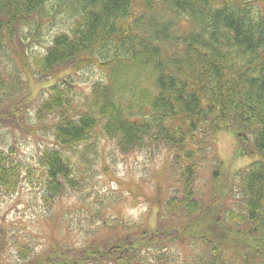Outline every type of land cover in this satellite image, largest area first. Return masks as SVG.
I'll use <instances>...</instances> for the list:
<instances>
[{
  "label": "trees",
  "instance_id": "obj_1",
  "mask_svg": "<svg viewBox=\"0 0 264 264\" xmlns=\"http://www.w3.org/2000/svg\"><path fill=\"white\" fill-rule=\"evenodd\" d=\"M12 42L21 68L6 72L13 85L63 77L29 116L31 127H50L34 167L43 179L34 184L16 144L0 142V196L15 195L26 174L40 189L41 217L53 221L52 207L74 199L73 213L86 216L75 239L66 229L65 241L41 250L19 244L11 264L264 260V0H0V55ZM221 131L234 140L233 159L255 161L222 173ZM106 144L121 156H167L154 171L153 221H119L110 207L97 211L102 199L89 203V172Z\"/></svg>",
  "mask_w": 264,
  "mask_h": 264
},
{
  "label": "rangeland",
  "instance_id": "obj_2",
  "mask_svg": "<svg viewBox=\"0 0 264 264\" xmlns=\"http://www.w3.org/2000/svg\"><path fill=\"white\" fill-rule=\"evenodd\" d=\"M63 18L62 14L58 16V24ZM54 32H57V29L51 28L48 37L40 40V44L32 43L33 52L31 51V53L40 55L42 46L46 45ZM9 45L0 55V91L5 92V94H0L1 100L5 97V100L0 103V119L8 120L3 123L0 129V142H4L6 145L16 144V147H13L16 151L15 158L26 165H28L27 163L32 164L30 166L33 170L30 171L35 184L40 177L43 179V174L36 170L37 167H34L39 146L43 148L51 143V139L44 135L46 131L50 130V127H46L45 123H34L31 127L28 124L29 116L31 109L35 108L39 99H44L47 89L60 81L63 76L59 74L57 77L53 76L54 78L39 84L37 83L38 78L33 75L26 82L27 85L23 87L20 83L13 85L6 72L8 73L9 70L21 71L18 56L20 49L14 42ZM10 92L14 95L6 98L5 95ZM55 117L53 116V118ZM11 123L12 127L7 128ZM234 144L231 135L224 131L219 132L215 139L214 153L221 161L220 171L222 173L224 170L229 173L234 172L255 161L249 157L233 159ZM112 149L110 144H106L105 151L100 152L104 154V161L96 165L95 171L89 172L95 182L94 187L93 184L89 185V203L97 202L94 200L96 197L102 199V204L97 211L106 215L101 209L110 207L111 211L105 212L117 215L119 221L121 219L135 221L144 218H151L153 221V216L157 213V207L154 204L155 197L158 196L153 188L156 183L154 171L160 172L164 169L165 166L162 162L168 161L167 156L161 155L157 159L148 160L143 158L142 154L121 156ZM25 177L26 174L21 175L18 179L21 186L15 195L0 196V221L5 229V239L0 245V263L3 264H11L18 259L16 247L19 244H28L41 250L42 246H52L55 240L57 242L65 241L66 238L63 236L66 235V229H70L75 239L81 228L85 227L84 218L86 215H80L79 219L78 214L73 213V204L75 208H80L75 199L72 201L63 200L54 205L51 209L53 221L41 217L43 204L40 200V189L31 188ZM206 182L207 175L202 174L197 186L204 189ZM119 197L120 200L117 201L116 199ZM91 206L97 207L98 204ZM93 213L89 212V215L91 216ZM252 264H264V260L261 262L252 261Z\"/></svg>",
  "mask_w": 264,
  "mask_h": 264
}]
</instances>
